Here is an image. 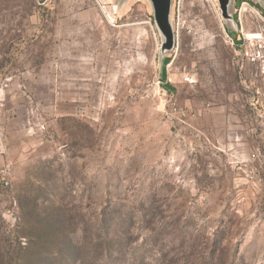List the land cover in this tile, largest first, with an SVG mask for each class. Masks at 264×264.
<instances>
[{"label":"rangeland","instance_id":"374dc122","mask_svg":"<svg viewBox=\"0 0 264 264\" xmlns=\"http://www.w3.org/2000/svg\"><path fill=\"white\" fill-rule=\"evenodd\" d=\"M232 15L172 0L161 57L149 0H0V264H264V5Z\"/></svg>","mask_w":264,"mask_h":264},{"label":"water","instance_id":"95a60500","mask_svg":"<svg viewBox=\"0 0 264 264\" xmlns=\"http://www.w3.org/2000/svg\"><path fill=\"white\" fill-rule=\"evenodd\" d=\"M217 1L219 4L221 17L229 25H233L235 22L234 17L232 15L233 0H217ZM255 1L260 2L264 5V0H255ZM149 2L153 10L154 22L163 37V42L160 48V54L161 57H163L164 54L170 51L174 45L175 35L170 20L172 0H149Z\"/></svg>","mask_w":264,"mask_h":264},{"label":"built area","instance_id":"2783aa9c","mask_svg":"<svg viewBox=\"0 0 264 264\" xmlns=\"http://www.w3.org/2000/svg\"><path fill=\"white\" fill-rule=\"evenodd\" d=\"M185 80H190L189 76H186ZM262 94L264 96V88L262 89ZM11 168L9 165H0V186L7 190L12 189V182H11Z\"/></svg>","mask_w":264,"mask_h":264},{"label":"crops","instance_id":"0c3cea01","mask_svg":"<svg viewBox=\"0 0 264 264\" xmlns=\"http://www.w3.org/2000/svg\"><path fill=\"white\" fill-rule=\"evenodd\" d=\"M5 155H6V154H5ZM5 164H7V163H4V161H3V156H0V165H5ZM7 165L10 166V164H7Z\"/></svg>","mask_w":264,"mask_h":264}]
</instances>
